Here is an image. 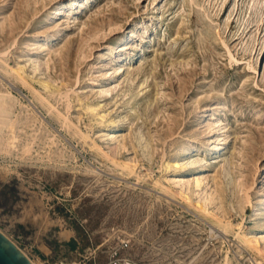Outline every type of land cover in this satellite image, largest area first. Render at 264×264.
Returning a JSON list of instances; mask_svg holds the SVG:
<instances>
[{
    "label": "rangeland",
    "instance_id": "rangeland-1",
    "mask_svg": "<svg viewBox=\"0 0 264 264\" xmlns=\"http://www.w3.org/2000/svg\"><path fill=\"white\" fill-rule=\"evenodd\" d=\"M0 231L36 264H264V0H0Z\"/></svg>",
    "mask_w": 264,
    "mask_h": 264
},
{
    "label": "water",
    "instance_id": "water-1",
    "mask_svg": "<svg viewBox=\"0 0 264 264\" xmlns=\"http://www.w3.org/2000/svg\"><path fill=\"white\" fill-rule=\"evenodd\" d=\"M0 264H32L30 258L0 231Z\"/></svg>",
    "mask_w": 264,
    "mask_h": 264
},
{
    "label": "built area",
    "instance_id": "built-area-1",
    "mask_svg": "<svg viewBox=\"0 0 264 264\" xmlns=\"http://www.w3.org/2000/svg\"><path fill=\"white\" fill-rule=\"evenodd\" d=\"M118 241V246L110 251L109 258L103 264H140L126 252L127 242L120 237Z\"/></svg>",
    "mask_w": 264,
    "mask_h": 264
},
{
    "label": "bare ground",
    "instance_id": "bare-ground-1",
    "mask_svg": "<svg viewBox=\"0 0 264 264\" xmlns=\"http://www.w3.org/2000/svg\"><path fill=\"white\" fill-rule=\"evenodd\" d=\"M89 107H90V106H89ZM88 109H89V108H88ZM90 110H91V111H94V109H93V108H90ZM198 184H199V187H200L201 183H200V182H198ZM244 242H245V241H244ZM251 242H252V241H251ZM251 242H250V240H249V243H251ZM252 243H253V242H252ZM30 261H31V260H30ZM31 262H32V264H36V263H35V262H33V261H31Z\"/></svg>",
    "mask_w": 264,
    "mask_h": 264
}]
</instances>
